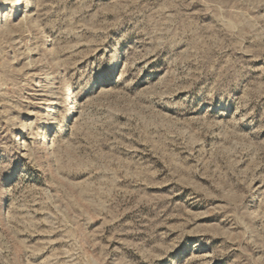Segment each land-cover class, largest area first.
<instances>
[{"label": "rangeland", "instance_id": "rangeland-1", "mask_svg": "<svg viewBox=\"0 0 264 264\" xmlns=\"http://www.w3.org/2000/svg\"><path fill=\"white\" fill-rule=\"evenodd\" d=\"M0 264H264V0H0Z\"/></svg>", "mask_w": 264, "mask_h": 264}, {"label": "bare ground", "instance_id": "bare-ground-1", "mask_svg": "<svg viewBox=\"0 0 264 264\" xmlns=\"http://www.w3.org/2000/svg\"><path fill=\"white\" fill-rule=\"evenodd\" d=\"M22 3V2H21Z\"/></svg>", "mask_w": 264, "mask_h": 264}]
</instances>
